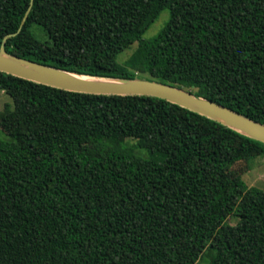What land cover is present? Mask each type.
<instances>
[{
	"label": "trees",
	"instance_id": "16d2710c",
	"mask_svg": "<svg viewBox=\"0 0 264 264\" xmlns=\"http://www.w3.org/2000/svg\"><path fill=\"white\" fill-rule=\"evenodd\" d=\"M29 3L0 0L8 54L157 81L264 124V0H33L17 33ZM0 91V264H196L204 250L209 264H264V191L229 175L263 143L155 97L2 72Z\"/></svg>",
	"mask_w": 264,
	"mask_h": 264
},
{
	"label": "water",
	"instance_id": "95a60500",
	"mask_svg": "<svg viewBox=\"0 0 264 264\" xmlns=\"http://www.w3.org/2000/svg\"><path fill=\"white\" fill-rule=\"evenodd\" d=\"M33 0L17 33L24 25ZM5 37L0 46V72L36 84L83 94L112 96H148L177 105L215 121L249 139L264 144V124H260L189 91L147 79H111L78 75L21 59L5 51Z\"/></svg>",
	"mask_w": 264,
	"mask_h": 264
},
{
	"label": "rangeland",
	"instance_id": "374dc122",
	"mask_svg": "<svg viewBox=\"0 0 264 264\" xmlns=\"http://www.w3.org/2000/svg\"><path fill=\"white\" fill-rule=\"evenodd\" d=\"M168 17V10H164L163 12H161L157 20L144 33L143 39H150L154 37L166 25ZM32 29H37V27L33 26ZM134 48L135 44L119 54V56L117 57V62L119 64H124L133 52ZM137 74L140 75L138 71ZM141 75L144 76L142 73ZM10 103L11 101L9 97L0 91V140L7 139L5 132H3L2 123L7 116L11 118V113L7 115L4 112L5 106L9 105ZM10 110H12V108H10ZM229 175L233 179L240 178L248 188H258L264 191V157L259 156L252 160H238L232 166ZM228 222L230 224H234L235 219L229 218ZM207 252L208 251L205 252V250L203 251V255L201 256L199 262L196 264L210 263V257Z\"/></svg>",
	"mask_w": 264,
	"mask_h": 264
}]
</instances>
